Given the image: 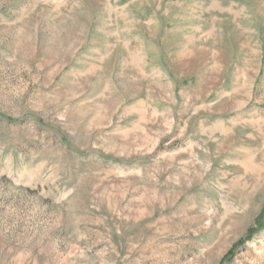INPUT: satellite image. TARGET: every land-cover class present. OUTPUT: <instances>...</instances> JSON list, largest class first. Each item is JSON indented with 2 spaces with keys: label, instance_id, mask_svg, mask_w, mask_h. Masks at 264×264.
Returning a JSON list of instances; mask_svg holds the SVG:
<instances>
[{
  "label": "rangeland",
  "instance_id": "374dc122",
  "mask_svg": "<svg viewBox=\"0 0 264 264\" xmlns=\"http://www.w3.org/2000/svg\"><path fill=\"white\" fill-rule=\"evenodd\" d=\"M0 264H264V0H0Z\"/></svg>",
  "mask_w": 264,
  "mask_h": 264
}]
</instances>
